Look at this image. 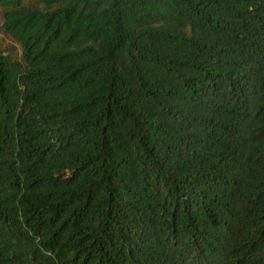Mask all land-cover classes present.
Segmentation results:
<instances>
[{
	"label": "trees",
	"instance_id": "1",
	"mask_svg": "<svg viewBox=\"0 0 264 264\" xmlns=\"http://www.w3.org/2000/svg\"><path fill=\"white\" fill-rule=\"evenodd\" d=\"M0 264H264V0H0Z\"/></svg>",
	"mask_w": 264,
	"mask_h": 264
}]
</instances>
